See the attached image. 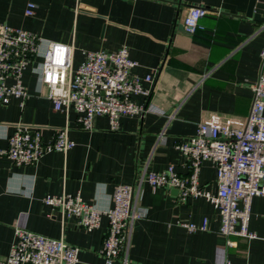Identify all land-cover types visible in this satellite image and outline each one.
Returning <instances> with one entry per match:
<instances>
[{
	"label": "crops",
	"instance_id": "crops-1",
	"mask_svg": "<svg viewBox=\"0 0 264 264\" xmlns=\"http://www.w3.org/2000/svg\"><path fill=\"white\" fill-rule=\"evenodd\" d=\"M28 2L36 4L25 15ZM249 0H0V23L26 29L48 41L73 45V65L86 50L115 51L122 45L137 61L131 71L141 79L151 75L148 102L142 115H125L118 130L97 116L85 130L73 110L53 109L40 81V57L24 73L28 97L20 103H0V147L17 124L38 127L44 141L65 125L75 145L67 152L44 153L34 165H15L0 158V257L14 240L15 227L64 240L79 247L76 264H104L100 252L108 223L86 231L76 219L63 221L59 211L45 205L46 194H76L107 209L117 184H131L142 171H161L173 164L188 176L187 157L179 142L196 132L198 122L212 112L246 115L252 104L249 82L261 70L264 25L244 16ZM192 6L207 9L202 28L188 34L183 19ZM254 11L264 16V0ZM264 113V112H263ZM200 184L216 189V170L205 160ZM126 257L128 264H264V198L252 199L249 228L257 237L247 239L219 233V212L204 197L177 199L173 189L153 191L143 183ZM205 230L188 231L179 221L201 223ZM227 239L234 241L227 244ZM121 264V259L114 261Z\"/></svg>",
	"mask_w": 264,
	"mask_h": 264
},
{
	"label": "built area",
	"instance_id": "built-area-1",
	"mask_svg": "<svg viewBox=\"0 0 264 264\" xmlns=\"http://www.w3.org/2000/svg\"><path fill=\"white\" fill-rule=\"evenodd\" d=\"M36 4L28 2L25 15H32ZM207 9L192 6L183 19L188 34L202 28L199 20ZM264 25V23H263ZM26 29L0 23V103L11 99L20 103L29 95L24 83V73L35 58L40 57V81L45 97L53 109L77 113L80 127L90 130L97 116L108 119L110 130H118L121 117L142 116L150 106L148 102L137 103L134 95L149 97L152 76L142 79L132 75L137 61L129 55L128 47L122 45L115 51L86 50L79 65H73V45L48 41ZM261 70L256 79L249 82L252 104L244 115H228L212 112L202 118L196 132L182 139L177 145L188 159L189 174L182 176L171 163L161 171H142L134 183L117 184L112 204L100 209L85 200L80 193L46 194L45 205L59 211L62 221L67 217L76 219L86 231L100 226L102 217L108 223L107 233L100 252L104 264H128L126 247L133 222L143 213L136 209L138 192L147 183L157 189H177V199L204 197L219 212V233L254 239L249 220L252 199L264 198V49L260 51ZM75 145L69 137L67 125L56 130L49 141L42 139L38 127L17 124L7 137V146L0 147V158L6 157L15 165H34L47 152H67ZM210 161L216 170V189L210 191L199 182L203 161ZM188 231L205 230L207 219L197 224L179 221ZM235 242L227 239L228 245ZM79 247L64 240L15 227L14 240L0 264H76ZM223 264H234L226 258Z\"/></svg>",
	"mask_w": 264,
	"mask_h": 264
},
{
	"label": "water",
	"instance_id": "water-1",
	"mask_svg": "<svg viewBox=\"0 0 264 264\" xmlns=\"http://www.w3.org/2000/svg\"><path fill=\"white\" fill-rule=\"evenodd\" d=\"M256 0H249L248 7L244 13L245 17L248 18H253L254 20L264 23V16H262L260 13L254 11V6H255ZM177 193L176 188H171Z\"/></svg>",
	"mask_w": 264,
	"mask_h": 264
}]
</instances>
